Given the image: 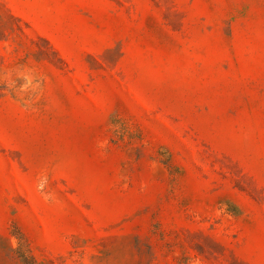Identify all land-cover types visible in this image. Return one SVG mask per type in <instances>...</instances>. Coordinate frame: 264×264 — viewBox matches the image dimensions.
<instances>
[{
  "label": "rangeland",
  "instance_id": "1",
  "mask_svg": "<svg viewBox=\"0 0 264 264\" xmlns=\"http://www.w3.org/2000/svg\"><path fill=\"white\" fill-rule=\"evenodd\" d=\"M0 264H264V0H0Z\"/></svg>",
  "mask_w": 264,
  "mask_h": 264
}]
</instances>
